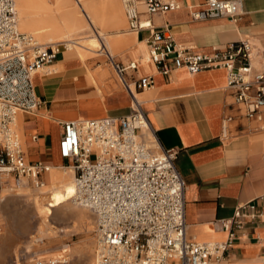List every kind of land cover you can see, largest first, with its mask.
<instances>
[{
  "label": "crops",
  "instance_id": "obj_1",
  "mask_svg": "<svg viewBox=\"0 0 264 264\" xmlns=\"http://www.w3.org/2000/svg\"><path fill=\"white\" fill-rule=\"evenodd\" d=\"M21 1H25L18 11L21 32H32L43 43L62 41L67 35L77 42L73 49L57 54L49 73L33 75V90L42 101L39 108L17 114L16 131L28 163L40 162L64 173L70 161L59 154L63 122L130 112V94L99 52L104 45L123 64L141 60L136 70L128 71L129 80L152 76V85L136 95L161 146L177 150L175 166L185 181L186 236L203 242L224 241L227 232L216 220L231 218L243 204H248L247 214L262 211L264 118L257 121L242 115L225 87L223 68L189 74L180 67L164 75L152 63H144L148 31H128L121 0ZM177 1L179 9L151 16L154 26L166 28L174 41L209 52L212 46L249 40L264 53V0H241L242 14L236 21L224 17L195 20L191 12L202 8L203 0ZM95 40L98 49L89 44ZM254 64L264 69L261 60L255 59ZM227 116L231 120L223 137ZM50 172L41 174L43 182L50 181ZM242 221L220 264H264V221L244 217Z\"/></svg>",
  "mask_w": 264,
  "mask_h": 264
},
{
  "label": "built area",
  "instance_id": "obj_2",
  "mask_svg": "<svg viewBox=\"0 0 264 264\" xmlns=\"http://www.w3.org/2000/svg\"><path fill=\"white\" fill-rule=\"evenodd\" d=\"M203 7L192 10L195 20L224 17L236 21L242 14L241 0H203ZM130 32L148 31V54L152 63L166 75L183 67L189 74L223 68L225 87L233 104L247 119L264 118V53L249 40L212 46L209 52L174 41L166 28H157L151 16L179 9L177 0H121ZM64 42L41 43L31 33L18 28L15 0H0V176L29 179L41 186V174L49 167L25 160L15 129L19 112H33L41 99L33 90L32 77L49 73V64ZM100 54L113 66L131 96L130 112L121 117L77 118L62 123L59 154L70 161L74 173L75 198L95 217L94 264H220L235 238L242 218H258L261 212L247 214L248 204L237 206L231 218L216 220L227 232L224 241H196L186 236L184 220L185 181L175 166L177 150L163 148L142 110L138 91L150 87L152 76L129 80L141 60L123 64L103 45ZM223 120L222 134L226 137ZM65 259H61L64 262ZM48 260L46 264H56ZM35 264H44L36 259Z\"/></svg>",
  "mask_w": 264,
  "mask_h": 264
},
{
  "label": "rangeland",
  "instance_id": "obj_3",
  "mask_svg": "<svg viewBox=\"0 0 264 264\" xmlns=\"http://www.w3.org/2000/svg\"><path fill=\"white\" fill-rule=\"evenodd\" d=\"M16 181L18 179L12 176H0V264H35L38 257H47L42 261L46 264L52 257L61 255L64 257L56 259V264H88L89 259L93 261L96 242L93 213L90 229L81 228L65 235L62 227H72L77 222L75 218H64L55 213L50 216L48 211L43 213L49 202L48 194L39 192L46 186L37 189L29 179L21 184ZM48 227L54 231V238L38 240ZM61 259L66 260L61 262Z\"/></svg>",
  "mask_w": 264,
  "mask_h": 264
},
{
  "label": "bare ground",
  "instance_id": "obj_4",
  "mask_svg": "<svg viewBox=\"0 0 264 264\" xmlns=\"http://www.w3.org/2000/svg\"><path fill=\"white\" fill-rule=\"evenodd\" d=\"M15 6H16L17 14H18V28H19L20 18H19L18 11H20L22 8L25 7V1L17 0V4H16V0H15ZM59 12H60L62 18L65 20L64 11L60 10ZM71 13H73V12H71ZM31 28H32V26H31ZM19 30H20V28H19ZM58 30H60V29H58ZM53 31H54V29H53ZM78 33H79V31H78ZM62 38H64V37H62ZM72 38H73L72 35H67V38L62 40V41H51V42H64V43H66V46H67L68 50H71L77 44L75 38L74 39H72ZM88 38H90V37H88ZM91 38H93V37H91ZM37 40L39 42H41L38 38H37ZM77 40H79V39H77ZM89 44L91 46L97 48V45L99 44V42L97 40H95V41H92ZM146 55H147V53H144L143 57L146 58ZM136 97L138 98L137 95H136ZM68 168H70V170L66 171L64 173L56 171L57 169L56 170L55 169H52V170L50 169L51 172H50V170L48 171V172H50V181L47 182V183L43 182L41 186L36 187L37 189H40L43 186L44 187L46 186V189L41 190L39 192L40 194H48L49 202H47V205L45 206L46 209H44L43 213L44 212L47 213V211H48L49 213H51L50 216H52L55 213V214H58L61 217L63 216L64 218H69V217L70 218H75V222H77V223H73L72 227H70V226H68V228H67V226L62 227L61 231L65 232V235L66 234L76 233L81 228H89L90 229L91 228V222L93 220L92 212L88 208H86L83 205L79 204L77 202L76 198H75L76 189H75V183H74V173H73V170L71 169V167H68ZM27 180H28L27 178L22 177L16 182H17V184H21V183H23V182H25ZM49 225H50V223H49ZM51 229H50V227H48V229L47 228L44 229L42 231L43 233H42L41 237H39L38 240H40V241L42 240L43 241V239H45V238H47V239L54 238V235H53L54 231L51 230ZM65 251H67V250H65ZM88 253H89V257H91L92 252L89 251ZM63 257H64V255L57 256V257H52V258L54 260H56V259H60V258H63ZM37 259H40V260L44 261L45 259H47V257H38ZM88 264H94L92 259H89Z\"/></svg>",
  "mask_w": 264,
  "mask_h": 264
}]
</instances>
